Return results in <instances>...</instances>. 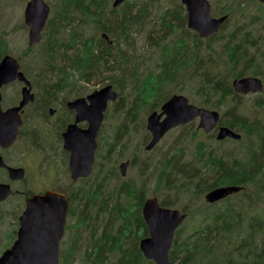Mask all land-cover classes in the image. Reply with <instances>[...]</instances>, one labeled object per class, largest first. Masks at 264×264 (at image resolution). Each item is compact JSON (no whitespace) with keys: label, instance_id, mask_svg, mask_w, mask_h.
<instances>
[{"label":"trees","instance_id":"trees-1","mask_svg":"<svg viewBox=\"0 0 264 264\" xmlns=\"http://www.w3.org/2000/svg\"><path fill=\"white\" fill-rule=\"evenodd\" d=\"M111 1H57L44 31L39 61L23 66L35 89L38 92L68 89L77 97H82L87 95L83 91L80 92L84 81L89 82L94 76L101 77L110 73L107 80L120 96L111 110L118 117H124L118 127V135L125 136L129 126L136 125L138 115L143 111L149 113L160 111L162 104L173 95L174 85L193 87L202 107L222 110L227 106L225 114L232 116V118L229 116L228 120L230 127L236 128L245 134L244 136L260 137L258 151H252L251 160L254 161L255 167L245 165L237 158L231 164H227L223 158L211 154L208 150L205 151V156H202L203 150L200 148L195 160H201L203 168L199 170L193 167V173L186 169L188 166L182 155L175 153L161 162L157 169L158 186L167 193V197L171 195L174 197L172 200H162L161 206L173 208L177 196L186 188L193 197V202H196L205 194L195 190L201 186L208 191L217 186L248 184L254 178V173L264 170V129L261 123H249L247 118L237 113L234 100L239 95L235 93L232 81L250 73L258 75V68L262 69L257 56V53L262 52V39L255 38L254 31L244 27L246 24H249V27H256L254 23L256 17H252L251 21L244 19L243 23H238L227 34L219 32L207 38L204 44V40L196 32L187 28L186 9L180 2L171 8H164L161 15L162 24H155L154 32L165 28L168 36L166 39L163 35L157 38L150 37L152 54L155 52L159 54L160 61L156 63L159 67L157 69L143 65L141 68L138 64L137 68L140 67L141 72L136 73L133 67L135 60L127 56L123 46L131 44L130 34L136 27L146 26L143 21L146 18L145 14L155 0H133L131 3L126 1L125 7L120 11L112 8ZM157 2L160 3L161 0ZM225 3L222 9L220 7L219 10L213 11L214 15L229 16L224 26L229 24L234 13L242 15L247 12L244 0H225ZM260 6L264 9L263 5ZM260 13L264 18V12ZM89 23L96 28L94 34H88L85 30ZM104 34L110 38L112 44L104 40ZM171 35L175 37L169 40L168 37ZM9 49V41L0 35V61L10 53ZM32 49L29 46L23 52L24 56L34 57L31 54ZM136 59L145 62L143 55L140 59L137 56ZM128 60H131L129 68L126 66ZM62 61L64 64L61 65ZM120 82L126 83L128 93L120 87ZM230 100L234 101L233 104ZM256 102L257 106L262 108L264 97H258ZM192 125L191 123L189 127L183 126V129H193ZM194 135H197L196 131L191 134ZM114 142L113 145L119 143L117 140ZM253 146L251 143L249 150L253 149ZM101 164L103 163L99 161L97 166L99 173L80 181L77 189L72 192L77 217L76 244L79 245L77 256L83 259L82 263L85 264H156L145 259L139 247L140 241L149 235L142 214L143 205L148 198L146 186H137L131 179L118 184L121 175L116 173L115 167L111 166L109 173H100L103 169ZM153 174L152 172L150 177ZM209 176L213 179H210L206 186L204 185L206 181L202 183L203 177ZM113 181H117L115 182L117 184L111 189ZM199 207L192 211L200 212ZM230 208V205L226 206L223 214L224 217L228 216L231 222L225 220L223 224H208L205 230L197 226L193 234L184 239L182 228L178 230L170 251L171 263L213 264L209 259L217 251L221 241L217 242L211 236L229 233L241 224L236 221L237 217L229 215ZM183 212L188 215L191 213L186 210ZM209 213L215 214L213 211ZM15 214L18 216V212ZM203 233L207 236L200 237ZM14 239L13 237L10 240V244ZM255 256H257L255 261L258 262L253 261L252 264L264 263L263 251ZM76 258L62 256L61 264H73Z\"/></svg>","mask_w":264,"mask_h":264},{"label":"rangeland","instance_id":"rangeland-1","mask_svg":"<svg viewBox=\"0 0 264 264\" xmlns=\"http://www.w3.org/2000/svg\"><path fill=\"white\" fill-rule=\"evenodd\" d=\"M29 0H0V35H3L9 41L10 49L9 54L15 56L22 66H27L31 62H38L39 54L42 51L41 43L30 46L29 45V28L25 24L24 15L25 8L27 2ZM58 0H46L48 5L51 7V15L54 11V6ZM212 4V13H214V9L219 10L223 8L226 4L225 0H209ZM246 5L247 12L242 15L233 14L231 21L228 25L224 26L220 31V34H227L229 31L233 30L238 23H243L244 19H248L251 21L252 17H256L254 23H256V27H260L258 30H255L257 34L254 35L255 38L262 37V45L263 54L259 58L260 67L258 71L260 73H264V18L261 17L260 12H264V9H261L260 3L258 0H244ZM113 0L111 1L112 5ZM128 2H133V0H128ZM177 2H181V0H161V2H157V0L153 1L149 6L148 13L145 14V19L143 20L146 23L145 27L138 26L136 27L132 33L130 34L131 44H126L123 46V49L126 51L127 56L130 59L135 60L134 69H136V73L141 72V68L143 65L150 66L158 69V64L156 66L157 61H160L159 54L155 52L152 54V45L150 42V37L157 38L159 35H163L165 39L168 36V33L165 32V28L158 32H154V25L157 23L162 24L163 9L171 8V6H175ZM219 2V3H218ZM183 5V4H182ZM185 8L186 6L183 5ZM125 5H122L118 8V11L122 10ZM137 9L139 8L136 7ZM261 10V11H260ZM214 17H219L220 15H214ZM49 18V20H50ZM164 23V22H163ZM187 23V22H186ZM80 25V24H78ZM81 26V25H80ZM187 28L188 24H186ZM246 29L249 28V24L244 25ZM190 29V28H189ZM85 30L88 34H94L96 28L93 24L89 23ZM193 31V30H192ZM175 36H169V40H172ZM44 40V39H43ZM204 44H206L204 40ZM32 47L31 54L34 57L24 56L23 52L26 51L28 47ZM132 48V49H130ZM74 53V52H71ZM144 56L145 62L143 63L141 60H137ZM131 60H128L126 63L127 68L128 64ZM61 65L64 64L62 61ZM140 64L141 68H137V65ZM42 67V64H40ZM73 75H75L73 73ZM110 73L102 75L101 77L94 76L90 78L89 82L84 81L83 87L80 88V92L92 93L93 91L100 90L104 86L109 84V80H107ZM254 75V74H248ZM77 76V75H75ZM128 76V75H127ZM257 76V75H255ZM260 77V76H259ZM144 81V80H143ZM142 79L140 80V84ZM120 87L124 88L126 93V83L120 82ZM21 86L19 83H13L7 86L4 90H2L4 95V106L14 105L18 103L21 99ZM172 94H181L186 96L190 103L193 105H200V98L197 96L193 87L190 86H182L181 84L174 85L172 88ZM40 94L42 92H39ZM56 93V92H54ZM130 95V94H127ZM134 94H131L133 96ZM39 97L38 102L34 105L35 107L42 108V100L48 98ZM76 94L74 92L64 90L63 94H60L58 97L59 101H69L76 98ZM260 97L259 94L246 96L239 99L241 104V110L239 113H242L246 116L250 122H260L264 125V106L262 108L257 106L256 99ZM232 101L233 104V100ZM116 103V102H115ZM113 103L110 105L109 110L106 113V118L104 123L102 124V130L98 137L99 141V150L101 157L99 161L104 163L105 167L110 168L111 166L119 169V165L126 160H134L135 163L133 167L129 166L128 173L126 177H124V181L126 179H131L137 186L144 185L146 186V194L149 197H158L160 201L164 199L172 200L174 197L171 195L167 197V193L163 192L162 189L158 186V172L157 169L160 167L161 162L165 161L167 158L169 159L175 153H180L183 157V161L188 163L189 169L194 173L193 167H199L198 163L195 160L198 151V145L203 144L205 146H209L210 148H221L223 152L231 151L236 155H240L242 158H245L246 147L251 143H255V152L258 151L260 145V137L255 136L251 137H243V139L239 142H225L222 144L217 143L216 139L212 138V135H206L205 133L198 132V135L191 136L193 131H197L199 120H195L192 124V128L190 130L183 129V127H179L176 129H172L166 137L158 144V146L148 152L145 147L151 138V134L147 130V117L150 114L149 112L143 111L138 115L137 123L134 126H129L130 136H128L124 143H117L113 145L118 135V127L120 122L124 117H118L111 107ZM227 106L223 107L219 112L222 114L223 120H227L229 116L226 115L225 111L227 110ZM218 111V109H217ZM109 115V116H108ZM108 116V117H107ZM34 127H41L38 123H35ZM189 127V125H187ZM186 130V131H185ZM210 136V137H209ZM124 137V136H122ZM54 141L53 137L51 138ZM146 143V144H145ZM24 147L22 142H19L15 148L11 149L7 152L6 157L9 161H13L16 156H21L22 152L20 149ZM112 151L110 152V150ZM115 153V154H114ZM110 159H108V158ZM46 168V166L44 167ZM154 173L152 177H150L151 173ZM40 176L44 177L45 175L55 176L53 185L60 189L67 190L68 183L71 182L70 173H39ZM1 177V176H0ZM264 180V176H263ZM117 181H113L111 185V189L115 187V183ZM209 181H206L204 185L208 186ZM193 188V187H192ZM200 188H203L201 186ZM192 190V189H191ZM198 192H201L199 188L195 189ZM246 194L244 197L236 195L233 196L226 205L227 202L221 203L219 205H214L209 208L211 205L208 204L204 195L199 197L196 202H193V197L187 192V188L184 189V192L177 196V201L175 202L174 209H179L181 211L186 210L187 212H191L193 209H196L198 206H203L201 212L203 211H213L216 217L213 215L211 219L214 221L224 223L225 220L230 219L228 216L224 217V211L226 206H231V217H237L236 221L239 224L236 226L234 230L229 233H222L221 235L215 238L219 244L217 251L214 252L212 257L209 259V262L213 264H246L255 261L257 256L260 255L262 250L264 249V193H261L254 188L250 187L245 190ZM250 202L248 204L247 202ZM200 208V207H199ZM12 212H17V208L14 207L11 209ZM2 212V216L0 217V255L4 250L6 244L11 240L13 230L17 226L18 216L5 215L6 205L0 207V213ZM21 214V213H20ZM202 215L200 212L192 211L189 215L182 227V239L187 238L193 234L194 229L197 226H200ZM253 225V227H252ZM249 247H253V253L245 258V255L249 252L247 251ZM219 250V252H218ZM72 262L73 264H85L82 263L83 259L79 256Z\"/></svg>","mask_w":264,"mask_h":264},{"label":"water","instance_id":"water-1","mask_svg":"<svg viewBox=\"0 0 264 264\" xmlns=\"http://www.w3.org/2000/svg\"><path fill=\"white\" fill-rule=\"evenodd\" d=\"M127 0H114L113 8H118ZM264 4V0H259ZM187 10L188 27L198 33L201 39H207L217 34L227 21V16L216 18L211 13L209 0H181ZM51 14V8L46 0H30L25 8V23L29 27V43L37 45L43 40V32ZM103 38L112 44L110 38ZM25 84L18 105L7 110L2 107V88L15 81ZM234 90L238 94L262 92V81L254 77L236 79ZM118 92L112 85H107L91 93L88 97L77 98L69 103L77 111V122L88 121L89 127L80 130L77 125L70 126L64 134L65 150L71 155V180L76 183L87 179L93 174L96 153L98 150V133L105 119V113L111 102L118 99ZM31 81L20 70V62L13 55H6L0 62V146L9 148L18 138L22 125L21 111L35 102ZM198 119L197 129L206 133L212 132L220 121V113L199 107L190 103L184 95H173L166 101L161 112L154 111L147 117V130L151 139L146 146L152 151L172 130L188 125ZM227 137L240 139L241 135L233 130L222 127L219 140ZM129 162L120 165L121 175H127ZM0 166L7 167L0 158ZM12 181L24 178L22 169L7 167ZM238 186H225L210 191L205 199L208 203H216L229 195L242 190ZM12 194L10 184L0 182V202ZM70 209V199L61 193L48 191L45 195L33 197L28 207L20 217V229L17 240L12 247L0 256V264H60V241L62 240ZM149 236L140 241V250L144 257L156 264H172L170 251L176 231L184 223L187 214L179 209L161 206L157 197L148 198L142 209Z\"/></svg>","mask_w":264,"mask_h":264},{"label":"flooded vegetation","instance_id":"flooded-vegetation-1","mask_svg":"<svg viewBox=\"0 0 264 264\" xmlns=\"http://www.w3.org/2000/svg\"><path fill=\"white\" fill-rule=\"evenodd\" d=\"M259 28L260 27H249L247 30L254 31L253 32V36H254L255 34H257L255 32V30H258ZM259 39H262V37H259ZM262 41H263V39H262ZM262 54H263V48H262V52L257 53L258 60L262 56ZM20 70H23L25 72L21 63H20ZM258 73L259 74L257 76L247 75V76H244L242 78H245V77L258 78L262 81V83L264 85V73L260 74L259 71H258ZM30 80L32 81V79H30ZM14 83H19V85L21 86L22 89L25 86L24 83L19 82L18 80L15 81ZM32 84H33V81H32ZM7 86H9V85L4 86L2 88V90H4ZM22 89H21V92H22ZM33 92L36 95V100L34 103L29 104L26 107H24V109L21 111L22 125L20 127L18 138H17L15 144L9 148H4V147L0 146V158L3 159V161L7 165V167H11V168H15V169H22L24 172V178L23 179L12 181L10 179V174H9L10 171L8 170V168L0 166V176H1L0 182L5 183V184H10L12 187V194L7 198V200L0 203V207L6 205L5 215H11V216L16 217L15 212L11 211V209L14 207V205L17 208V212L19 211L21 213V214L19 213V217L17 220V226L12 232V234L15 236V240H16L18 237L19 228L21 226L20 216L23 215V213L26 211V209L28 207V202L30 199H32L33 197L38 196V195H45V194H47L48 191H53L56 193H62L64 195H66L68 198H70L71 201H70V209H69V213H68V217H67L65 233H64L62 240L60 241V257H62V256L74 257V256H77V249H78L79 245L76 244L77 217H76V213H75V202H74V197H72V192L75 189H77L78 183L80 181L74 183L71 180V182L68 183V185H67V190H64V189H60L58 187H55L53 185L54 180L56 179L55 176L52 177L50 175H47V176L45 175L44 177H42V176H40L39 173H71V169H70V157H71V155L68 151L65 150L64 134L67 132L69 127L73 126V125H77V127L80 130H86L89 127V123H88V121H82V122L76 123L78 113L74 108H71L69 106V103L71 101H74L77 98H83V97L86 98L90 94L88 93L86 96L76 97V98L69 100V101H65V100L59 101L58 97L60 94H63L64 90L57 91L56 93L50 92V91H48V92L42 91V93L40 94L35 89V85L33 84ZM2 94H3V92H2ZM118 94H119V92H118ZM256 94H259L260 96L264 97V90L262 92H256V93L250 92L248 94H238L239 97H237L236 100H234L235 105H237V113L240 114L243 118L244 117L247 118V117L244 116L242 113H239V111L241 110V104L239 102V99L246 97V96L256 95ZM47 95H49V97L42 100V108H38V107L34 106L38 102L39 97H46ZM173 95H176V94H173ZM178 95H181V94H178ZM119 99H120V96H118L117 101H119ZM20 100L18 101V103L14 104V105H9V106L3 105V109L7 110L13 106L18 105ZM3 101H4V95H3ZM117 101H115V102H117ZM115 102H111L109 104L108 110L110 108V105L112 103L115 104ZM46 105H48V106H46ZM229 119L230 118H228L227 120H223L222 114H220V121H219L218 125L216 126V128L212 132L206 133V132H204V130H198L197 129L196 133L202 131L206 135H212V138L216 139L217 143H219V144H222L225 142H230V141L239 142L243 139L245 134L241 133L236 128L230 127V125L228 124ZM247 120L249 121L248 118H247ZM35 123H38L41 127H39V128L34 127ZM249 123L258 124L260 122H257V121L250 122L249 121ZM225 124H227V125H225ZM261 126L264 129V125L261 124ZM180 127H183V126H180ZM222 127H227L229 129L233 130L237 134L241 135V138L240 139H234L231 137H227L224 140H219L218 135H219L220 129ZM101 130H102V127L99 131L98 137L100 135ZM128 136H130V131H128V133L124 137H122V135H118L116 140L118 142H123L124 139L127 138ZM255 136H257V135H254L252 137L254 138ZM52 137H53L54 141H52V139H51ZM98 137H97V140H98ZM246 137H251V135L245 136V138ZM19 142H22L24 144V147L22 149H20L22 154H21V156H16L14 158V160L11 162L7 159L6 154L8 151L15 148ZM253 144H254V146H253V149H251V150H249L250 145H248L246 147L247 151L245 152V156H246L245 158H242L239 154L235 156V154L232 153L231 151L223 152L221 150V148H217V149L216 148H210L209 146H205L203 144H199L198 149L201 148L203 150L202 156H205V151L208 150L211 152V154H214V155L218 156L219 158H223L227 164H231L237 158L241 161V163H243L245 165L249 164V165L255 167V165L253 163L254 161L251 160L252 159V151H255V147H256L255 143H253ZM98 146H99V141H98ZM98 150H99V148H98ZM148 152H150V151H148ZM100 157H101L100 152L98 153V151H97L93 173H99L97 166L99 165V158ZM124 162H129L130 167H133V165L135 163L134 160H132V161L126 160V161H123L122 163H124ZM196 162L199 165L198 169L202 170L203 167H202L201 160L197 159ZM185 164H186V166H189L188 163H185ZM101 165H102L103 169L100 173H109V168L105 167L104 163ZM120 165H119V169H117L116 167H115V169H116V173H120V175H121ZM45 166H46V168H44ZM112 167H114V166H112ZM195 167L197 168V166H195ZM128 169H129V167H128ZM128 169H127V173H128ZM254 174H255L254 178L248 184L246 183L245 185L217 186L216 188L225 187V186H238V187H242L243 189L240 192L229 195L228 197H226V198H224V199H222L216 203H208L211 205L209 208L213 207L214 205H219V204L225 203V202H227L226 205H228V204H230V203H228L230 201V199L236 195L244 197L246 194L245 190L250 188V187L254 188L255 190H257L261 193H264V180H263L264 170L263 169L258 170ZM124 179L125 178L121 176V179L119 180L118 184H121L122 182H124ZM210 179H213V178H210V176L209 177H203L202 183L205 181L210 182ZM127 180H129V179H126L125 181H127ZM216 188H213V189L207 191V188H200L199 187V190L201 192H205L204 197H206V195L210 191H212ZM247 203L250 204L249 201ZM202 208H203V206H200V208H199L200 214L202 215L201 222H200V226H201L202 230H205V226L208 224H214V225L220 224V222H217V221H214L213 219H211V217L213 215L215 216V214L209 213L210 211L201 212ZM1 216H2V212L0 213V217ZM217 218H219V217H216V219ZM205 235H206V233H203L200 235V237L205 236ZM217 236H218V234H213L211 237H213L215 239ZM247 251H249V247H248ZM262 251L264 252V249ZM252 253H253V247L250 248V251L245 255V258H248ZM242 264H244V263H242ZM250 264H252V263H250Z\"/></svg>","mask_w":264,"mask_h":264},{"label":"bare ground","instance_id":"bare-ground-1","mask_svg":"<svg viewBox=\"0 0 264 264\" xmlns=\"http://www.w3.org/2000/svg\"><path fill=\"white\" fill-rule=\"evenodd\" d=\"M67 14V13H66ZM229 17V16H228ZM105 35V34H104ZM105 40V39H104ZM80 60H82V59H80ZM86 60V59H85ZM80 62V61H79ZM85 62V61H84ZM83 63V62H82ZM89 94H91V93H89ZM88 97V96H87ZM46 106H48V105H46ZM225 125H227V124H225ZM98 141V140H97ZM149 232V231H148ZM145 235H147V234H145ZM148 237V236H147ZM187 264V263H186Z\"/></svg>","mask_w":264,"mask_h":264}]
</instances>
